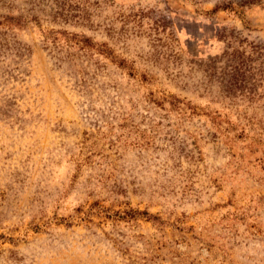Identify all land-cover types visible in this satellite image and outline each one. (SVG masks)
<instances>
[{
    "label": "rangeland",
    "instance_id": "374dc122",
    "mask_svg": "<svg viewBox=\"0 0 264 264\" xmlns=\"http://www.w3.org/2000/svg\"><path fill=\"white\" fill-rule=\"evenodd\" d=\"M0 264H264V0H0Z\"/></svg>",
    "mask_w": 264,
    "mask_h": 264
}]
</instances>
